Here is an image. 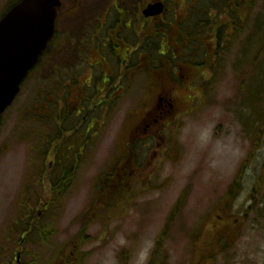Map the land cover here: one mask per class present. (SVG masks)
Segmentation results:
<instances>
[{"label":"rangeland","instance_id":"obj_1","mask_svg":"<svg viewBox=\"0 0 264 264\" xmlns=\"http://www.w3.org/2000/svg\"><path fill=\"white\" fill-rule=\"evenodd\" d=\"M13 1L0 0V14ZM250 1L169 0V11L185 12L196 35L185 41L176 36L179 26L171 28L176 61L188 59L179 65L196 72L177 88L158 91L142 72L125 77L119 94L100 95L96 107L93 99L82 100L102 90L99 78H92L103 74L101 65L91 67L74 51H63L62 60L52 51L44 57L0 121V264H50L64 247L72 252L70 241L84 225L86 240L73 246L75 264H136L146 241L152 242L151 256L162 229L154 264H264V0ZM64 3L62 10L71 6ZM104 3L81 0L76 25L61 16V29L88 21ZM223 10L237 16L230 33L219 32L215 40L210 28L199 30L200 18L217 16L227 26ZM172 63L151 65L171 75ZM87 78L93 82L88 87ZM58 104L68 113L63 123L79 126L73 136H84V128L96 122L93 138L72 155L74 176L63 180H55L59 157L53 152L75 128H67L45 155L48 136L63 125L53 118L35 122L40 114L57 116ZM127 153L129 169L120 168L115 188L96 187ZM69 164L63 163L65 172ZM236 177L231 196L227 187ZM43 213L52 218L33 223ZM224 215L230 219L225 230L218 217ZM31 224L50 230L46 236L36 230L22 235Z\"/></svg>","mask_w":264,"mask_h":264},{"label":"flooded vegetation","instance_id":"obj_2","mask_svg":"<svg viewBox=\"0 0 264 264\" xmlns=\"http://www.w3.org/2000/svg\"><path fill=\"white\" fill-rule=\"evenodd\" d=\"M67 1L71 4L67 9L62 10L63 7H66L64 0H60V5L57 8L55 34L52 41L54 48L60 51H74L80 60H83L82 56L85 54L91 67L101 65L107 71H112L117 64L123 66L122 70L117 69L118 80L113 83L110 80V76L113 73L104 72L102 79L103 88L101 90L103 96L105 93L114 91L119 94L122 90L120 82L124 80L125 75H127L126 72H129V74L137 73L143 60L149 62L157 61L160 58H169V53L173 51L172 47L176 41L172 32V29H177L175 22L181 29L185 30L188 38H196L192 28L187 24L188 16L186 13L177 10L169 11V0H105L106 3L103 4L101 9L98 12H93L96 13L92 15L93 17H90L88 21L81 20V23L78 22L75 28L74 26L79 20V14L82 13L81 0ZM157 1L163 3V11L160 14L144 15L143 10L152 2ZM94 2L95 0H90L91 4H94ZM219 12L229 17L227 26H222L221 21L219 20L218 22L217 16L209 20L199 19L200 24H203V26L199 27V30L200 28H210L215 40L219 32L229 30L228 33H230L233 24L237 21V16L232 10ZM188 13L190 12L188 11ZM61 16L73 18V21H75V24L73 23L74 26L73 24H68V30L65 29L63 31L60 25ZM172 16L178 17L180 20L173 21L170 19ZM142 21L146 27H144ZM160 24H164L166 27L164 28ZM151 27L156 30L158 35H145L143 41L142 32L144 29L152 31ZM155 44H158V46H155ZM210 56L212 55L209 54ZM173 58H175L174 54H172V62ZM183 61L186 62L185 59ZM183 61L175 63H183ZM205 61L211 62V59H206L205 57ZM112 63L115 65L111 67ZM88 81H90V78H88ZM92 122L86 126V134L84 136H73L78 131V128L74 129L75 132L70 133V136L73 137L71 144H76L79 140H84L86 144L90 138H93L94 135L93 133L91 134L90 130L93 129L95 121L93 120ZM72 176H74L73 171ZM66 178L67 176H64V179ZM226 216H218L222 220L221 225L223 228L220 229L225 230V226L230 222V219L226 218Z\"/></svg>","mask_w":264,"mask_h":264},{"label":"water","instance_id":"obj_3","mask_svg":"<svg viewBox=\"0 0 264 264\" xmlns=\"http://www.w3.org/2000/svg\"><path fill=\"white\" fill-rule=\"evenodd\" d=\"M57 0H21L0 19V115L19 91L53 33ZM163 4H149L144 15L160 14Z\"/></svg>","mask_w":264,"mask_h":264},{"label":"trees","instance_id":"obj_4","mask_svg":"<svg viewBox=\"0 0 264 264\" xmlns=\"http://www.w3.org/2000/svg\"><path fill=\"white\" fill-rule=\"evenodd\" d=\"M255 2H256V0H255ZM255 2L253 1V3H255ZM250 3H252V1H250ZM142 24L144 25V27H146L143 21H142ZM176 26L178 27V24H176ZM179 28H180V32L175 31L177 33L176 36H178V33H179V35L182 38H184L185 41L186 40L191 41L194 39L192 37L188 38L185 34V30L181 29L180 26H179ZM172 32H173V30H172ZM173 34H175V33L173 32ZM145 35L155 36V35H158V33H156V30L154 28H152V31H150V30L146 31V29H144V31L142 32V35H141V36H143V39H144ZM189 37H190V34H189ZM155 46H158V44H155ZM146 61L147 60H143V64H142L143 70L149 71L150 75H152V71L155 72L152 77H155V78L157 77L156 80H157L158 85L159 86H165L166 89H168V90H169V88H177V86H184V84L192 81L193 80L192 77L196 74L195 71L186 72L185 67L183 65L180 66L181 64L179 65V63H174V65H171V70H172L171 75L166 74L164 72L158 71V69H156V68L154 69V67H152V65H150ZM160 66L161 65L157 66V68ZM176 77H180V78H176ZM168 86H169V88H168ZM97 95H101V91H99V93H97L93 96H89L88 94L85 96L87 98L94 99V101L97 102L100 100V99L98 100V97H100V96H97ZM37 117H39V118L35 120L36 122H40V118H42L43 121H45V118L49 119V116L47 117V116H43L41 114L38 115ZM56 142H58L56 140V138L51 136V138L49 140H47V142H46L47 143L46 147H43L42 153L46 154V153L50 152V145H52L53 143H56ZM48 144H50V145H48ZM51 147H53V146H51ZM54 154H55V151L53 152V155ZM127 157H128V155H127ZM117 161L118 160H116L115 162H113L111 164V166L108 169L109 171H107L104 175H102L98 178V180L96 182V187L101 189V187L107 186L109 191H112L115 188V186H113L116 183L115 178H116V176H118V174L120 172V168H122L121 165H118L119 163H117ZM128 166H129V164L127 163V167L124 169V171L129 169ZM236 182H237V177L227 187V191H226L227 194H229L231 196L235 194ZM185 193H186V191H184L181 194V196L179 197V199L176 201L172 215L175 213L176 210L179 209V207L181 205V201L183 200ZM37 218L38 217H35L34 221H38L39 219L37 220ZM30 229H31V232H34L36 230L35 232L38 233V235L41 234L42 236H46L50 230V226L47 224L43 227H38V224L35 226L30 225ZM163 233H164V230L162 229V231L158 235V238L156 239L155 246H154L152 253H151V256H150L151 260L148 264H154L152 258L154 257L155 253L159 252V249H161V244H162V240H161L162 237L161 236ZM86 238H87V235L85 234V225H84V226H82L81 230L79 231L77 236L74 238V240L70 241V247H71L70 249H72V252H73V249H75V247H73V246L74 245L78 246L79 244L84 242L86 240ZM60 252L61 253L58 255L54 254V256L52 257V259L50 261V264H75L76 263V260H74L75 258L72 255V252L71 251H69V253L67 252V247H64V250H61ZM73 254H74V252H73Z\"/></svg>","mask_w":264,"mask_h":264},{"label":"clouds","instance_id":"obj_5","mask_svg":"<svg viewBox=\"0 0 264 264\" xmlns=\"http://www.w3.org/2000/svg\"><path fill=\"white\" fill-rule=\"evenodd\" d=\"M151 248L152 242L146 241L144 247H142L139 251L136 264H148Z\"/></svg>","mask_w":264,"mask_h":264}]
</instances>
